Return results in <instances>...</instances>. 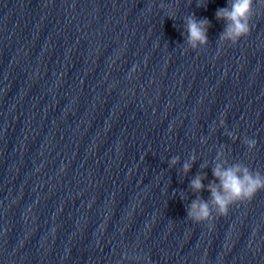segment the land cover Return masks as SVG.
Listing matches in <instances>:
<instances>
[{"label":"clouds","instance_id":"9594fccd","mask_svg":"<svg viewBox=\"0 0 264 264\" xmlns=\"http://www.w3.org/2000/svg\"><path fill=\"white\" fill-rule=\"evenodd\" d=\"M253 5L254 0H228L227 7L217 9L216 19L225 22V27L219 37L221 46L224 44L235 46L243 37L249 35L250 22L254 15ZM160 7L163 8L164 5L161 4ZM209 27L210 22L207 18L197 19L194 14L185 18L186 43L192 50L195 51L208 44ZM223 123L221 121L222 126ZM226 135L233 140L237 138L232 132H227ZM243 143L249 150H252L256 147L257 141L245 137ZM189 159L190 162H184L182 165L184 173L191 170L195 156ZM178 163H180L179 156L172 157L169 161V165L173 167ZM212 173L219 184L209 183L207 190L210 192V199L204 200L197 197L186 210L187 218L194 223L210 222L214 218L213 214L216 217L227 216L232 205L249 202L259 191L264 190V174L253 171L243 163H235L227 167L223 163H216ZM202 180L199 174L196 175L190 182V188L194 192L203 191L205 186Z\"/></svg>","mask_w":264,"mask_h":264}]
</instances>
